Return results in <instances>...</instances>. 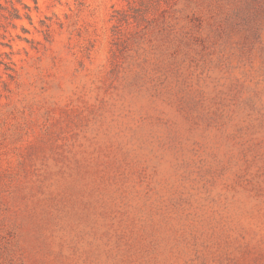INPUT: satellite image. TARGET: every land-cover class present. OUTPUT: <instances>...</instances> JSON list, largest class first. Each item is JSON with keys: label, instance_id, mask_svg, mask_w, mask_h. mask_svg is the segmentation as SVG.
<instances>
[{"label": "rangeland", "instance_id": "obj_1", "mask_svg": "<svg viewBox=\"0 0 264 264\" xmlns=\"http://www.w3.org/2000/svg\"><path fill=\"white\" fill-rule=\"evenodd\" d=\"M0 264H264V0H0Z\"/></svg>", "mask_w": 264, "mask_h": 264}, {"label": "trees", "instance_id": "obj_2", "mask_svg": "<svg viewBox=\"0 0 264 264\" xmlns=\"http://www.w3.org/2000/svg\"><path fill=\"white\" fill-rule=\"evenodd\" d=\"M26 7V6H25ZM11 16L13 18H20L21 17V14H20V11L19 9H17L14 5L12 6V13H11ZM29 18V16H27ZM30 19V18H29Z\"/></svg>", "mask_w": 264, "mask_h": 264}]
</instances>
